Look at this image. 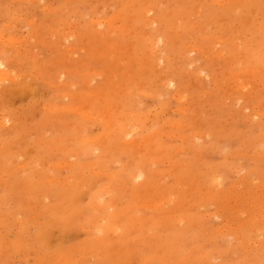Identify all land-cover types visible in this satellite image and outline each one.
<instances>
[{
	"label": "rangeland",
	"instance_id": "1",
	"mask_svg": "<svg viewBox=\"0 0 264 264\" xmlns=\"http://www.w3.org/2000/svg\"><path fill=\"white\" fill-rule=\"evenodd\" d=\"M218 1L0 0V264H264V0Z\"/></svg>",
	"mask_w": 264,
	"mask_h": 264
},
{
	"label": "bare ground",
	"instance_id": "2",
	"mask_svg": "<svg viewBox=\"0 0 264 264\" xmlns=\"http://www.w3.org/2000/svg\"><path fill=\"white\" fill-rule=\"evenodd\" d=\"M185 1V0H184ZM189 1V0H188ZM218 1V0H217ZM228 0H225V2H227ZM195 2V1H194ZM206 2H208V1H206ZM216 2V1H215ZM219 2V1H218ZM223 2V1H222ZM221 2V3H222ZM224 2V3H225ZM231 2H233V1H231ZM238 2V1H237ZM200 3V2H199ZM217 3V2H216ZM220 3V2H219ZM220 3V4H221ZM223 4V3H222ZM234 4H235V1H234ZM150 5V4H149ZM219 5V4H218ZM196 6H198V5H196ZM130 7V6H129ZM162 8V7H161ZM146 10H145V12L147 13V12H151V11H153L154 10V8L152 7V6H147V8H145ZM159 9V8H158ZM192 9V8H191ZM196 10V9H195ZM195 10H194V12H195ZM143 13V12H142ZM117 14H119L118 12L116 13V15ZM141 14V13H140ZM139 14V15H140ZM195 14H196V12H195ZM114 15H115V12H114ZM121 15V14H120ZM142 15V14H141ZM175 15V14H174ZM174 15H172V16H174ZM119 16V15H118ZM117 16V17H118ZM115 17V16H114ZM133 17V16H132ZM159 18V17H158ZM166 19H169V18H167L166 17ZM144 21H145V18L143 19ZM157 20V19H156ZM98 21H100V19L98 20ZM106 21V20H105ZM112 20L110 19V21L108 22V24L106 25L107 27H109V24H111L110 22H111ZM115 21H116V23H117V20L115 19ZM147 21V20H146ZM165 21V20H164ZM92 22V21H91ZM101 22V21H100ZM99 22V23H100ZM114 22V21H113ZM148 22V21H147ZM98 23V22H97ZM102 23V22H101ZM162 25V24H161ZM167 25V24H166ZM111 27H113V28H115L114 26H113V24L112 25H110ZM110 27V28H111ZM119 27V26H118ZM118 31H119V33H120V35L121 34H123L124 32V30H123V27L120 29H118ZM107 34V33H106ZM172 34V33H171ZM172 36V35H171ZM169 37H170V35H169ZM161 41V40H160ZM225 41V40H224ZM217 43V42H216ZM109 46V45H108ZM111 48L113 47V45L112 46H110ZM193 47V46H192ZM191 47V48H192ZM251 48V47H250ZM252 49V48H251ZM247 51V50H246ZM98 54V53H97ZM109 54V53H108ZM1 64V63H0ZM4 68V67H3ZM5 69V68H4ZM4 69H3V71H4ZM258 70V69H257ZM1 69H0V73H2L3 72ZM255 71V70H254ZM256 72V71H255ZM6 73V72H5ZM5 73L3 74V75H5ZM8 73H6V75H7ZM2 76V75H1ZM0 76V77H1ZM4 77V76H3ZM8 78V77H7ZM1 79V78H0ZM237 81H238V79H237ZM117 82H119V81H117ZM125 84V83H124ZM71 85V84H70ZM68 86V85H67ZM241 92V91H240ZM85 93V92H84ZM256 94H258V93H256ZM59 95V94H58ZM70 95V94H69ZM68 95V96H69ZM101 95H103L102 94V90L101 89H98L97 88V90H95V91H91V94H90V91H87V93L84 95V97H85V99L86 98H88V97H90L89 99H90V101H81L82 99H78V101H79V103L77 104V106L76 107H71L72 109H74V111H76L79 115H81V116H84V117H91V116H93L92 114H91V112L90 111H88L89 109H92V108H90V104H91V102L92 101H98V98H99V96H101ZM63 96H66V95H63ZM59 97H60V95H59ZM71 97V96H70ZM108 98V97H107ZM103 99V98H102ZM255 99V98H254ZM74 100L75 101H77V96H74ZM107 101V100H106ZM112 101V100H111ZM180 101V100H179ZM257 105H259V104H257ZM261 105V104H260ZM264 105V104H263ZM99 107H102V105L101 106H99ZM107 107H109V106H107ZM50 108H52L51 106H50ZM55 108V107H54ZM110 108V109H109ZM109 108H107V109H105V108H103V109H101L100 111H102V115H106V116H108V118H106V123H107V127H108V131H107V134L105 135L104 134V136L102 137V138H99V139H91V138H86V139H89V141H90V143H92V144H97V143H105V144H107V145H110L111 144V146H112V144H114V143H111L112 142V140H113V135H114V133H116L117 131H124V130H126L124 127H126L127 125L125 124H121V123H119L118 121H115V119H114V111H113V106L112 107H109ZM115 109V108H114ZM49 109H47L46 108V111H48ZM189 110V109H188ZM179 111H180V109H179ZM181 112V111H180ZM190 113V112H189ZM132 113H130V115H131ZM183 114V113H182ZM203 114V113H202ZM134 116V115H133ZM139 116V115H138ZM2 122H4V121H2ZM125 122V121H124ZM127 122H129V121H127ZM174 123V122H173ZM131 124V123H130ZM134 124V123H133ZM15 125V124H14ZM170 125V124H169ZM180 125V124H179ZM131 126V125H130ZM129 125H128V127H130ZM134 126V125H133ZM175 127V126H174ZM177 127V126H176ZM184 128V127H183ZM189 128V127H188ZM126 132V131H125ZM127 132H129V131H127ZM159 132V131H158ZM130 133V132H129ZM128 133V134H129ZM132 133V132H131ZM170 133V132H169ZM120 134H122V136H125L126 135V133H125V135L121 132ZM120 134H118L117 133V136L118 135H120ZM154 134V133H153ZM202 134H203V132H202ZM161 135V134H160ZM178 135V134H177ZM197 135H198V133H197ZM126 136H128V135H126ZM125 136V137H126ZM153 136V135H152ZM185 136V135H184ZM196 136V135H195ZM203 136V135H202ZM201 135H200V137H202ZM182 137H183V135H182ZM117 138H119V137H117ZM187 138V137H186ZM100 139H102V141H99ZM114 139H116V137L114 138ZM128 139H129V137H128ZM183 139H184V137H183ZM63 140H65V139H63ZM119 140H121V139H119ZM127 140V139H126ZM97 141V142H96ZM99 141V142H98ZM124 141V140H123ZM122 142V141H121ZM133 142V141H132ZM131 142V143H132ZM109 143V144H108ZM122 143H124V142H122ZM140 143V142H139ZM58 144H59V141H58ZM116 145V144H115ZM131 146V145H130ZM114 147H116V146H114ZM114 147H112L113 149H115ZM129 147V146H128ZM106 148H108V146H106ZM110 148V147H109ZM133 148V147H132ZM129 149V148H128ZM134 149V148H133ZM175 149V148H174ZM125 150H127V148L125 149ZM131 150V149H130ZM137 150V149H136ZM112 151V150H111ZM128 151V150H127ZM133 151H135V150H133ZM133 154V153H132ZM174 155V154H173ZM48 180V179H47ZM49 180H51V179H49ZM65 184V183H64ZM66 187V186H65ZM215 187V186H214ZM71 196V195H70ZM69 196V197H70ZM154 197H155V195H154ZM160 200V199H159ZM148 205V204H147ZM158 205V204H157ZM145 207V206H144ZM150 208V207H149Z\"/></svg>",
	"mask_w": 264,
	"mask_h": 264
}]
</instances>
